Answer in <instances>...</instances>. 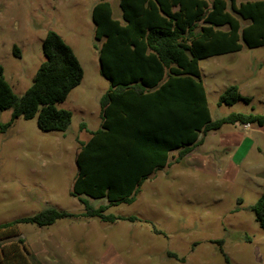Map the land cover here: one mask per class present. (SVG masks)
I'll return each mask as SVG.
<instances>
[{
    "label": "rangeland",
    "instance_id": "374dc122",
    "mask_svg": "<svg viewBox=\"0 0 264 264\" xmlns=\"http://www.w3.org/2000/svg\"><path fill=\"white\" fill-rule=\"evenodd\" d=\"M97 1L0 0V64L14 93L22 95L32 83L44 60L42 39L48 30L71 46L83 68L80 84L56 103L72 112L66 131H42L36 117L19 116L0 133V223L45 207L76 215L50 225L19 224L37 264H228L225 256L229 264H264V230L250 209L264 190V178L257 176L264 171V125L223 124L209 131L198 154L211 156L213 163L179 162L153 172L133 202L105 211L135 220L81 215L83 204L70 194L75 154L87 138L84 125L93 130L100 121L99 99L109 85L95 47L101 43L91 19ZM109 1L113 17L120 19L118 0ZM199 67L212 119L231 112L264 113V43L202 58ZM230 84L249 102L219 104L218 96ZM10 115V109L1 110L0 122ZM240 136L245 139L237 151L221 160Z\"/></svg>",
    "mask_w": 264,
    "mask_h": 264
},
{
    "label": "trees",
    "instance_id": "16d2710c",
    "mask_svg": "<svg viewBox=\"0 0 264 264\" xmlns=\"http://www.w3.org/2000/svg\"><path fill=\"white\" fill-rule=\"evenodd\" d=\"M118 5L120 19L113 17L109 0H99L91 9L94 38L101 41L95 45L100 73L109 85L99 99L100 126L75 155L70 190L83 204L82 216L110 222L136 219L105 211L133 202L149 175L166 165L169 152L177 150L176 160H181L202 143L204 134L223 124L264 125V113L231 112L212 119L199 67L202 58L264 43V0H118ZM12 49L21 56L16 45ZM42 52L44 60L22 95L14 93L0 64V111L11 110L9 120L0 122V133L19 116L36 117L42 131L69 127L72 112L56 103L80 84L83 68L53 30L45 33ZM240 99L249 102L230 84L218 103L232 105ZM89 198L105 203L95 207ZM250 209L264 230V190ZM72 216L45 207L0 223V264H37L20 223L50 225ZM225 260L229 264L227 256Z\"/></svg>",
    "mask_w": 264,
    "mask_h": 264
},
{
    "label": "crops",
    "instance_id": "0c3cea01",
    "mask_svg": "<svg viewBox=\"0 0 264 264\" xmlns=\"http://www.w3.org/2000/svg\"><path fill=\"white\" fill-rule=\"evenodd\" d=\"M202 78V77H201ZM203 81V80H202ZM203 85H204V88H205V84H204V82H203ZM107 89V88H106ZM105 92V91H104ZM205 93H206V89H205ZM206 98H207V94H206ZM208 103V102H207ZM99 107H100V105H99ZM210 111V110H209ZM99 118H100V121L99 122H97L98 124H97V127H96V129L100 126V123H101V117H100V108H99ZM235 125V124H234ZM260 128L261 126H258V125H256L255 123H252L251 124V129H253V128ZM83 129V131H85L86 133H87V138H86V140H84V141H81L80 142V146H81V143H83V142H86L89 138H90V136H91V134H90V131H93V130H95V129H88V128H85V125H84V127L82 128ZM80 131H82V130H80ZM212 131V130H211ZM209 132V131H208ZM207 132V133H208ZM206 133V134H207ZM206 134H204L203 135V141H202V143L204 142V137L206 136ZM251 135H253V136H256V133H251ZM241 137V136H240ZM243 139H245V138H243V136L240 138V140L239 141H237L236 143H235V145H233V144H228V145H230V147H228V149H230V150H227L226 152H224V155L223 156H221V160L223 159V158H225L226 156H230L231 157V154H232V152H234L235 150L237 151V149H238V146H240V144H241V141L243 140ZM201 143V144H202ZM201 144H199V145H201ZM199 145H197L190 153H188L185 157H183L181 160H179V161H177L176 160V156H177V150H173V151H171V152H169L168 153V159H167V162H166V165L165 166H163L162 168H159V169H156L154 172H156V171H159V170H164V169H166V168H168V167H170V165H173L174 163H179V162H182L185 166H202V167H204V166H207L208 164H211V163H213L212 161V157L211 156H209V155H207V154H203V156H200L198 153H199ZM79 146V147H80ZM78 150H79V148L77 149V151H76V153L78 152ZM229 152V153H228ZM227 154V155H226ZM76 155V154H75ZM173 160V161H172ZM76 165V164H75ZM231 167V166H230ZM77 168V167H76ZM151 175H153V173H151ZM151 175H149V177L151 176ZM148 177V178H149ZM73 183V182H72ZM142 185V184H141ZM140 190V189H139ZM94 200V199H93Z\"/></svg>",
    "mask_w": 264,
    "mask_h": 264
},
{
    "label": "built area",
    "instance_id": "2783aa9c",
    "mask_svg": "<svg viewBox=\"0 0 264 264\" xmlns=\"http://www.w3.org/2000/svg\"><path fill=\"white\" fill-rule=\"evenodd\" d=\"M243 127L246 129L251 128V124L250 123L243 124Z\"/></svg>",
    "mask_w": 264,
    "mask_h": 264
},
{
    "label": "water",
    "instance_id": "95a60500",
    "mask_svg": "<svg viewBox=\"0 0 264 264\" xmlns=\"http://www.w3.org/2000/svg\"><path fill=\"white\" fill-rule=\"evenodd\" d=\"M257 176L264 178V171L259 172Z\"/></svg>",
    "mask_w": 264,
    "mask_h": 264
}]
</instances>
